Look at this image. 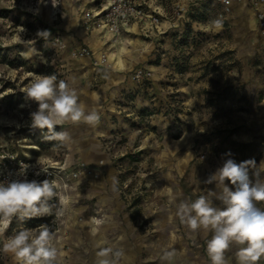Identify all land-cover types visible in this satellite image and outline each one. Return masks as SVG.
Returning a JSON list of instances; mask_svg holds the SVG:
<instances>
[{
	"label": "rangeland",
	"instance_id": "1",
	"mask_svg": "<svg viewBox=\"0 0 264 264\" xmlns=\"http://www.w3.org/2000/svg\"><path fill=\"white\" fill-rule=\"evenodd\" d=\"M213 1L141 0L148 12L157 14L158 24L164 18L174 23L153 43L148 34L142 35L146 55L123 77L109 58L121 42L120 34L110 35L97 50L74 34L76 29H93L84 22L93 1L0 0V181L11 168L15 179L21 166L28 165V180L54 182L57 196L51 203L63 212L57 216L54 208L52 216L25 222L14 218L0 236V249L7 236L24 227L47 224L57 233L67 219V204L89 208L92 224L102 220L98 199L81 194L84 187L75 185L78 178H102L113 192L111 178L116 176L119 190L114 194L134 217L160 206L156 203L173 190L186 191L194 200L199 189L212 186L203 181L228 158L237 163L254 159L258 166L264 161V104L261 85L252 82L261 81L264 71L246 69L247 57L231 48L227 28L203 30L210 20L224 19L229 12ZM45 30L50 33L47 40L36 35ZM20 38L34 40L41 55L23 58L20 53L27 48L17 43ZM82 47L87 54H79ZM251 58L261 60L259 55ZM33 74L55 75L57 82L75 78L72 86L88 110H98L99 125L57 126V131H68L71 140L44 139L46 129L31 127L30 114L38 105L23 93ZM41 166L48 173L37 175ZM253 171L250 178H255ZM63 196L69 199L61 204ZM149 221L148 215H140L136 222L148 230ZM0 264L16 262L0 250Z\"/></svg>",
	"mask_w": 264,
	"mask_h": 264
},
{
	"label": "clouds",
	"instance_id": "2",
	"mask_svg": "<svg viewBox=\"0 0 264 264\" xmlns=\"http://www.w3.org/2000/svg\"><path fill=\"white\" fill-rule=\"evenodd\" d=\"M54 6V5H53ZM222 17L210 20L203 25L207 32H218L223 29ZM24 29L21 28V32ZM38 37L48 39V31H38ZM17 43L25 45L26 51L20 53L25 59L41 55L34 47V40H23ZM72 82L59 80L55 75L33 74L30 82L23 89L26 100L35 102L37 110L30 114L33 129L47 130L44 139L66 143L71 140L68 131H57V126L66 124H85L97 127L101 116L97 109L88 110L80 101ZM230 156V154H228ZM28 165H22L17 178L0 181V236H4L13 219L25 222L33 218H43L53 215L56 208L51 203L57 196L54 182L49 179L37 181L26 178ZM253 171L255 182L250 178ZM264 172V161L259 166L254 159L237 163L228 158L223 165L211 173L203 181L205 185L216 184L218 193L211 190L191 198L180 199L176 204L174 216L189 231L195 233L204 231L210 233L206 241V254L210 264H230L226 253L235 249V264H264V180L260 174ZM48 173L41 166L40 172ZM112 190L117 192L119 180L112 178ZM228 182V183H226ZM232 187H229L228 184ZM213 197L219 203H214ZM64 204V198H60ZM55 214H63L56 208ZM105 221L94 220L96 227L91 229L95 237L99 226ZM60 240L57 233L47 224L36 228L24 227L15 234L7 236L2 242V250L10 254L16 264H57L62 254L59 248ZM95 264H121L125 257L122 248L105 246L103 239L96 241ZM177 257L175 248H165L160 256L161 264H174Z\"/></svg>",
	"mask_w": 264,
	"mask_h": 264
},
{
	"label": "crops",
	"instance_id": "3",
	"mask_svg": "<svg viewBox=\"0 0 264 264\" xmlns=\"http://www.w3.org/2000/svg\"><path fill=\"white\" fill-rule=\"evenodd\" d=\"M137 1L141 2V0ZM213 4L221 5L216 1H213ZM223 21L226 24L223 29L227 28L231 36V48H234L238 53L241 51L247 57L246 69L264 71V40L259 37L254 8L246 1L233 2ZM173 23L164 18L155 28L148 30V33L138 21L131 22L123 28L120 33L121 42L109 53L112 69L125 77V71L134 62L141 59V56L146 55L144 52L146 43L142 39L143 36L148 34L149 42L153 43ZM74 34L80 42L95 50L106 44L111 35L103 28H93L90 32L76 29ZM71 45L75 46L76 44L72 41ZM250 55L252 57L259 55L261 60L248 59ZM82 59L85 61L86 57H82ZM252 82L261 85V103L264 104V78L261 81L256 78ZM262 115H264V110H262ZM251 179L255 182L256 178ZM261 179L264 180V172H262ZM105 181L102 178H78L76 180L75 185L84 187L81 192L83 196H94L95 199H98V210L103 215L102 220L105 222L99 226V232L94 237L91 229L96 225L92 224L88 217L93 212L89 208H80L71 204L64 206L67 219L57 232L60 240L59 248L62 253L58 261L64 264H95L96 241L103 239L105 246L123 249L125 257L121 264H161L160 256L165 248L177 250L174 264H210L206 254V241L211 234L204 231L193 233L174 216L179 200L190 198L186 191L173 190L170 193H163L166 195L165 201L156 203L160 206H151L148 210L137 213L133 217L131 211L119 202L116 194L109 190V182ZM228 186L232 187L230 183ZM209 190L216 193L220 191L213 183L209 189H199L196 194L203 195ZM63 198L65 203L68 202L69 198L67 201L64 196ZM213 201L219 203L215 197H213ZM260 206L264 207V204ZM81 214H85V217L79 220ZM140 215L149 216L148 230L137 226V216ZM234 252L233 248L226 253L230 264H235Z\"/></svg>",
	"mask_w": 264,
	"mask_h": 264
},
{
	"label": "built area",
	"instance_id": "4",
	"mask_svg": "<svg viewBox=\"0 0 264 264\" xmlns=\"http://www.w3.org/2000/svg\"><path fill=\"white\" fill-rule=\"evenodd\" d=\"M93 5L84 12V22L87 28H103L112 36H118L123 28L131 22L138 21L143 29L156 27L159 17L156 13L148 12L137 0H91ZM226 10L233 2L246 1L255 11L258 31L264 36V0H215ZM87 54L85 47L80 48L79 54ZM13 168L7 172L5 180L14 179L11 176Z\"/></svg>",
	"mask_w": 264,
	"mask_h": 264
},
{
	"label": "trees",
	"instance_id": "5",
	"mask_svg": "<svg viewBox=\"0 0 264 264\" xmlns=\"http://www.w3.org/2000/svg\"><path fill=\"white\" fill-rule=\"evenodd\" d=\"M179 70L181 71V70H182V68H180ZM31 220L33 221V219H31ZM35 221H36V220H35ZM35 221H34V222H35ZM33 225H36V224H33Z\"/></svg>",
	"mask_w": 264,
	"mask_h": 264
},
{
	"label": "bare ground",
	"instance_id": "6",
	"mask_svg": "<svg viewBox=\"0 0 264 264\" xmlns=\"http://www.w3.org/2000/svg\"><path fill=\"white\" fill-rule=\"evenodd\" d=\"M98 29V28H97Z\"/></svg>",
	"mask_w": 264,
	"mask_h": 264
}]
</instances>
